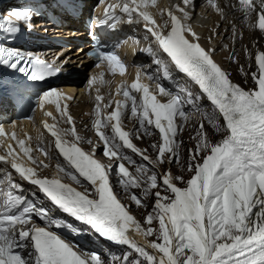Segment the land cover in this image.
Here are the masks:
<instances>
[{"label":"snow or ice","instance_id":"snow-or-ice-1","mask_svg":"<svg viewBox=\"0 0 264 264\" xmlns=\"http://www.w3.org/2000/svg\"><path fill=\"white\" fill-rule=\"evenodd\" d=\"M100 3L104 4V0ZM206 3L219 14L224 32L231 33L224 38L230 39L234 47L243 37L237 21L248 29L264 33V0H237L236 3L224 0L223 5L218 0H206ZM152 7H158L162 23H157L156 14L150 11ZM117 8L126 15L128 23L143 22L144 38L151 39V45L142 51L150 55L159 75L141 73L138 66L130 89L140 93L139 98L127 86L118 87L116 93L123 99L116 101V109L103 121L97 106L94 126L103 143V156L112 161L107 165L96 158L95 146L91 152L80 146L91 141L77 134L73 118L67 112L68 104L61 106L60 103L72 97L54 89L37 97L36 105L40 109L46 103H55L56 111L73 126L64 129L44 122L43 127L54 138L57 155L63 158V163L56 165L54 177L39 174L38 169L48 165L30 155L32 150L25 147L23 139L18 143L31 166L13 155L11 145L7 155H0V162L10 165L15 173L5 171L0 176V184L6 181V192L0 189L3 200L0 264H107L101 254L66 239L61 230L76 237L94 234L123 249L121 255L110 248L105 250L111 264H264V51L258 50L254 56L256 71L244 73L253 82V87L245 90L232 82L229 73L214 61L216 49H205L199 43L200 36L191 26L195 0H180L168 6H157L156 0H151L150 5L146 0L108 4L101 15L94 17L95 27L115 31L124 19L115 11ZM226 8L231 10L233 18L230 19ZM236 13L240 16L236 17ZM41 14L38 9L12 8L0 19V33L6 34L0 37L3 41L0 42V71L20 74L33 82L60 73L61 68L55 62L14 44L22 31H31L32 18ZM219 28L217 24L214 35H220ZM223 47L227 49L228 45ZM244 53L251 66L252 53L247 48ZM90 55L96 60L94 67L104 66L110 72L118 67L120 75H124L125 65L106 46L98 45ZM236 55L233 50V62ZM174 72L183 74L185 84L176 80ZM100 76H104L103 71ZM142 76L154 82L155 89L150 91L148 85L141 84ZM161 80L174 81L175 90L166 88ZM11 92L13 103L26 102L19 85ZM100 99L96 97L97 101ZM204 100L208 102L207 107L202 103ZM129 107L140 130L147 132L148 126L158 130L159 142L152 145L155 158L147 155L146 149L136 147L132 133L122 130L120 121ZM190 111L200 113L203 119L192 137L195 144L187 150L189 178L173 176L170 171L161 178L157 168L165 162H180L182 141L178 137ZM44 114L52 115L51 112ZM203 121L221 136L219 141H212ZM102 127H110L111 135L101 131ZM134 132L139 139V131ZM3 134L0 128V135ZM69 134L74 138L72 141L65 139ZM12 139H16L15 135ZM37 139L40 152L53 158L43 137ZM125 149L140 156L143 162L138 164ZM125 162L135 165V173L129 172ZM113 176L115 184L111 180ZM177 182L185 186L179 187ZM25 184L34 189L29 195L24 194ZM115 185L128 194L129 204L119 198ZM137 188L141 189L139 196L132 191ZM154 189L152 211L142 225L131 214V204L147 207L144 200ZM154 222L158 227L153 226ZM136 236L145 242L140 243Z\"/></svg>","mask_w":264,"mask_h":264},{"label":"bare ground","instance_id":"bare-ground-1","mask_svg":"<svg viewBox=\"0 0 264 264\" xmlns=\"http://www.w3.org/2000/svg\"><path fill=\"white\" fill-rule=\"evenodd\" d=\"M42 24H40L39 26H41ZM73 26H77V27H81L80 24L78 23H73ZM133 30H136L137 27H132ZM207 29L205 28L204 31H203V40L205 39V33H206ZM59 33L61 32H64L63 29L62 30H58ZM68 33V32H67ZM251 37V35L249 36ZM83 38V36L81 37ZM140 39V38H139ZM141 39H144V37L142 36ZM257 37H253L251 38L250 40H247L246 42H244L243 44V49H242V53L241 55H239V58L237 60V62L235 64H231L229 67H230V70L232 71V78L234 81H236L240 86L244 87V88H252L253 87V82L251 80V76L250 75H245L244 73H251L253 71H256V67H255V64H254V56H255V53L260 50V49H263L264 50V45H263V42H261L260 44L257 43ZM141 43V42H140ZM247 48L249 52L252 53L253 55V61H252V64L250 66V62L249 60L246 58L245 56V53H244V49ZM46 55L47 58L49 59H56L57 55L54 53V52H45L43 53ZM41 54V55H43ZM61 55V58L62 60L65 59L66 60V65L65 67L68 68V69H73L75 67V65H84V64H87L88 61L83 59V56L80 55V52H67L65 49L62 50V52L59 53ZM223 64H225V61H223ZM241 65H243V73L241 71ZM250 81V85H247V82ZM88 100L90 101V98L86 99L85 100V103H89ZM210 111V109H207ZM74 112L81 115L83 114V111L82 110H77V109H74ZM201 119H197V120H194L193 122H188L186 125H185V130L183 132V134L181 136L178 137V139L180 141H182V144H181V147H180V154L183 156V160L184 161H187L188 160V149L189 148H192L193 145L195 144V140L192 139V137H194L195 135V132L198 130L199 128V125L201 123ZM205 124V127L206 129L208 130L209 132V135H210V138L212 139L213 142H216V141H219V139L217 138H214V134L216 135V133L214 132V130L211 128L210 125H208L207 123L203 122ZM159 136L158 135H155V137H145L143 138L142 141L138 142V145L141 149L143 150H147L146 154L149 155L151 158H155L156 156V152L155 150L153 149L152 145L153 144H156L159 142ZM50 160H46L45 162H48ZM172 164L170 165V172L171 174H174V170L172 169ZM174 167V166H173ZM160 169L164 170L166 172V170L168 169V164L167 162H165L161 167H159ZM41 171V176H49L50 178L51 177H54L53 176V171L51 169V167H47L46 169L44 170H40ZM182 174H184V172L182 171ZM133 192H137L136 189H132ZM141 194V193H140ZM154 194L148 196L150 199L153 200V198H155ZM151 200V201H152ZM123 203L125 204H129V199L128 197H126V199H123L122 200ZM152 203V202H150ZM149 203V204H150ZM154 203V202H153ZM136 205L135 204H131V214L136 218L138 219L134 213L136 212H133L134 210L132 209V207H135ZM146 208V207H145ZM143 209V207H142ZM150 210V209H149ZM138 241H140V243H144L145 241L143 240L142 237L140 236H136L135 237ZM107 264H111L110 262H108Z\"/></svg>","mask_w":264,"mask_h":264},{"label":"rangeland","instance_id":"rangeland-1","mask_svg":"<svg viewBox=\"0 0 264 264\" xmlns=\"http://www.w3.org/2000/svg\"><path fill=\"white\" fill-rule=\"evenodd\" d=\"M247 85H250V81L247 82ZM214 138H217V139H221V136L219 134L216 133V135L214 134L213 136ZM181 153V152H180ZM180 162L177 164V163H173V166L172 169L174 170L173 173H175V175H183L184 176V179L187 180L189 178V174L186 170V165H187V161H184L183 160V156L180 154ZM182 171L184 172V174H182ZM179 187H184L185 185L183 183H180V182H177ZM137 192H135L138 196L140 195L141 193V189L137 188L136 189ZM156 190L154 189L153 190V194ZM128 197V196H126ZM126 197H124L126 199ZM154 197V196H153ZM152 199H150L149 197H147L145 200H144V203L147 205V207H142L141 208H138L137 206L135 207H132V209L134 210L133 212H136L134 213L135 216L138 218L137 220L141 222V224L143 225V222H144V219L146 217V215L152 211V206H153V202L155 201V198H153V200L151 201ZM152 202V203H150ZM150 203V204H149ZM150 209V210H149ZM154 227H158V225L154 222L153 224ZM150 239H154V237H151Z\"/></svg>","mask_w":264,"mask_h":264}]
</instances>
